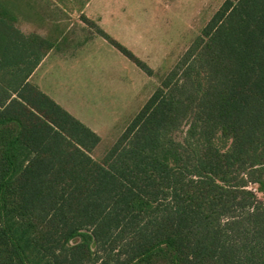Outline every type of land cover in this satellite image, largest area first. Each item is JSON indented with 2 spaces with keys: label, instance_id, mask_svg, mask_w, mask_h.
Returning <instances> with one entry per match:
<instances>
[{
  "label": "trees",
  "instance_id": "16d2710c",
  "mask_svg": "<svg viewBox=\"0 0 264 264\" xmlns=\"http://www.w3.org/2000/svg\"><path fill=\"white\" fill-rule=\"evenodd\" d=\"M15 21L0 3V264H264V0H223L100 160Z\"/></svg>",
  "mask_w": 264,
  "mask_h": 264
},
{
  "label": "rangeland",
  "instance_id": "374dc122",
  "mask_svg": "<svg viewBox=\"0 0 264 264\" xmlns=\"http://www.w3.org/2000/svg\"><path fill=\"white\" fill-rule=\"evenodd\" d=\"M222 2L0 0L20 31L54 43L30 81L97 133L100 140L91 152L96 160ZM96 26L146 63L152 74L99 36Z\"/></svg>",
  "mask_w": 264,
  "mask_h": 264
},
{
  "label": "crops",
  "instance_id": "0c3cea01",
  "mask_svg": "<svg viewBox=\"0 0 264 264\" xmlns=\"http://www.w3.org/2000/svg\"><path fill=\"white\" fill-rule=\"evenodd\" d=\"M42 60H43V59H42ZM37 68H38V67H37ZM37 68H36V69H37ZM36 69H35V70H36ZM35 70H34V71H35ZM32 74H33V73H32Z\"/></svg>",
  "mask_w": 264,
  "mask_h": 264
}]
</instances>
